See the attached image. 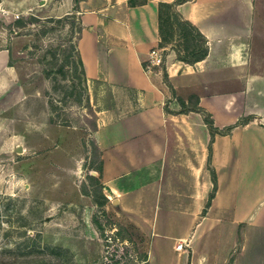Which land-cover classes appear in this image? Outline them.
Segmentation results:
<instances>
[{
    "label": "crops",
    "instance_id": "crops-1",
    "mask_svg": "<svg viewBox=\"0 0 264 264\" xmlns=\"http://www.w3.org/2000/svg\"><path fill=\"white\" fill-rule=\"evenodd\" d=\"M158 1L73 0L46 12H74L84 75L129 92L113 91V106L99 109L108 116L120 100L131 108L100 115L94 130L104 192L123 209L155 210L164 186L168 209L187 215L184 225L200 211L191 264H264V0L175 3L206 38L207 52L193 62L177 57L170 42L159 45ZM152 47H162L163 62L143 67ZM8 52L0 47L2 80L15 73ZM177 96L199 108L180 111ZM204 111L215 130H230L210 137ZM207 161L216 188L202 212L212 185Z\"/></svg>",
    "mask_w": 264,
    "mask_h": 264
},
{
    "label": "rangeland",
    "instance_id": "rangeland-1",
    "mask_svg": "<svg viewBox=\"0 0 264 264\" xmlns=\"http://www.w3.org/2000/svg\"><path fill=\"white\" fill-rule=\"evenodd\" d=\"M69 1L0 0V47H8L15 69L0 79V264H191L200 211L184 225L187 215L168 209L162 185L155 210H126L101 196L108 190L94 130L131 108L120 100L105 116L97 109L104 84L94 96L76 56L65 58L71 22L46 12Z\"/></svg>",
    "mask_w": 264,
    "mask_h": 264
},
{
    "label": "trees",
    "instance_id": "trees-1",
    "mask_svg": "<svg viewBox=\"0 0 264 264\" xmlns=\"http://www.w3.org/2000/svg\"><path fill=\"white\" fill-rule=\"evenodd\" d=\"M180 1H183V0H170V1L159 0L157 2L159 45H163L166 42H170V46L175 50L177 57H179L183 60L189 61V62H193L194 60L203 57L205 55V53L207 52L206 38L203 35V33H201L199 31V29L193 23H191L188 19L181 17L179 12L176 10L175 3L180 2ZM73 16H74V12H69V13H65L62 16H56L55 17V20L63 21V22H64V18L68 17L69 18L68 21L71 22L70 29H69V35L70 36L68 37L70 52L65 53V58L67 60H71L70 59L71 55L76 56L75 60H77V62L79 64L80 72L83 75V78L89 79L92 82H94V85H95L94 90H93L94 96H97L96 85L99 83L104 84L105 89H104L103 93H100L101 102L97 104V109L109 108V107L113 106V104H114L113 94H112L111 90H109V88H108L110 83L108 81L101 79V78H98V77H89L88 78L83 73L82 61H81V58L79 56V52H78V49L76 46V37L78 35L80 25H79L77 19H76V21L74 20ZM49 17H50V19H54V18H51V16H49ZM173 27L176 28V32H173V30H172ZM174 35H176V36H174ZM72 37H74L75 39H73ZM176 37L183 38L180 46H178L176 43L173 42V40ZM181 47L185 51V53H181V50H180ZM162 62H163V57H162L161 63ZM8 63H12L10 59H8ZM141 64L143 67H145L146 62L141 61ZM161 66H162L163 76L165 77L166 72L164 70L163 64ZM177 99L180 103V107H179L180 111L187 110L189 108L190 109H198L199 108L197 105H193L191 107H188V105L185 103V100L180 96H177ZM202 118H203L204 122L207 124V127L209 129V133H210V137H212V135L215 131L228 132L231 128V125H226L222 128L215 130V126L212 124L211 116L206 111H204L202 113ZM94 128H96V127L94 126L93 129ZM207 166L209 167V170H210V178L212 181V185H211V188L208 192L205 204L201 210L202 212L205 210V206L209 203V200H210L211 196L213 195L214 190L216 188L215 170L209 164V161H207ZM101 196H102V198L106 197V195L104 193H101ZM99 204L100 205L103 204L102 199H99Z\"/></svg>",
    "mask_w": 264,
    "mask_h": 264
},
{
    "label": "built area",
    "instance_id": "built-area-1",
    "mask_svg": "<svg viewBox=\"0 0 264 264\" xmlns=\"http://www.w3.org/2000/svg\"><path fill=\"white\" fill-rule=\"evenodd\" d=\"M16 15L18 16V14L16 13ZM161 48L162 47H152L149 50V55L147 58V62L145 64V67H149L151 64H159L162 61V52H161ZM182 245L181 242H178L177 245L175 246L176 248H180Z\"/></svg>",
    "mask_w": 264,
    "mask_h": 264
},
{
    "label": "water",
    "instance_id": "water-1",
    "mask_svg": "<svg viewBox=\"0 0 264 264\" xmlns=\"http://www.w3.org/2000/svg\"><path fill=\"white\" fill-rule=\"evenodd\" d=\"M18 149H20V148L18 147Z\"/></svg>",
    "mask_w": 264,
    "mask_h": 264
}]
</instances>
